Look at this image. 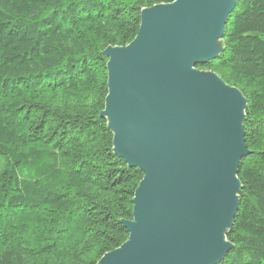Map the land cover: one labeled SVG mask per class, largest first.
<instances>
[{
  "label": "trees",
  "instance_id": "trees-1",
  "mask_svg": "<svg viewBox=\"0 0 264 264\" xmlns=\"http://www.w3.org/2000/svg\"><path fill=\"white\" fill-rule=\"evenodd\" d=\"M169 0H0V264H97L129 239L144 178L101 114L109 47ZM213 72L247 100L250 155L219 264H264V0H237Z\"/></svg>",
  "mask_w": 264,
  "mask_h": 264
},
{
  "label": "water",
  "instance_id": "water-1",
  "mask_svg": "<svg viewBox=\"0 0 264 264\" xmlns=\"http://www.w3.org/2000/svg\"><path fill=\"white\" fill-rule=\"evenodd\" d=\"M237 0H169L141 14L136 39L109 47L101 114L114 152L144 178L128 241L97 264H219L239 208L238 170L250 155L247 100L196 67L222 50Z\"/></svg>",
  "mask_w": 264,
  "mask_h": 264
},
{
  "label": "rangeland",
  "instance_id": "rangeland-1",
  "mask_svg": "<svg viewBox=\"0 0 264 264\" xmlns=\"http://www.w3.org/2000/svg\"><path fill=\"white\" fill-rule=\"evenodd\" d=\"M4 165H5V160L4 158L0 157V172L3 170Z\"/></svg>",
  "mask_w": 264,
  "mask_h": 264
}]
</instances>
